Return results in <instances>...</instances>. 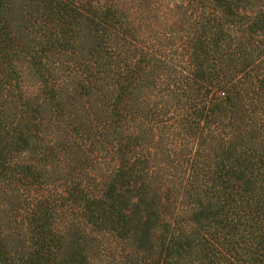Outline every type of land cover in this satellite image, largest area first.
Returning <instances> with one entry per match:
<instances>
[{"label": "trees", "instance_id": "trees-1", "mask_svg": "<svg viewBox=\"0 0 264 264\" xmlns=\"http://www.w3.org/2000/svg\"><path fill=\"white\" fill-rule=\"evenodd\" d=\"M0 264H264V0H0Z\"/></svg>", "mask_w": 264, "mask_h": 264}]
</instances>
